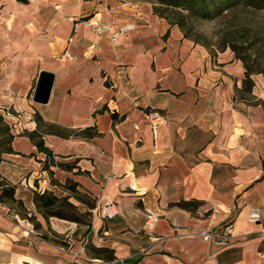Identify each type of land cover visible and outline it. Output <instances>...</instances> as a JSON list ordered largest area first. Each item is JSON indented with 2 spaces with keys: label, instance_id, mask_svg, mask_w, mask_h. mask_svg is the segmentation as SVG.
Segmentation results:
<instances>
[{
  "label": "crops",
  "instance_id": "0c3cea01",
  "mask_svg": "<svg viewBox=\"0 0 264 264\" xmlns=\"http://www.w3.org/2000/svg\"><path fill=\"white\" fill-rule=\"evenodd\" d=\"M126 1L0 0V116L12 135L0 176L25 208L0 203V264H264V77L248 88L231 51L212 55L155 4ZM93 15L135 29L111 42L82 23ZM41 71L54 75L46 104L32 100ZM152 110L168 121L155 140ZM35 191L90 220L45 218ZM105 202L117 211L107 220ZM229 223L225 245L199 234Z\"/></svg>",
  "mask_w": 264,
  "mask_h": 264
},
{
  "label": "rangeland",
  "instance_id": "374dc122",
  "mask_svg": "<svg viewBox=\"0 0 264 264\" xmlns=\"http://www.w3.org/2000/svg\"><path fill=\"white\" fill-rule=\"evenodd\" d=\"M143 1L155 4L159 14L170 23L179 24L181 32L188 39L209 49L212 55L225 50L234 53L230 48L233 47L251 69L264 71V9L253 7V0H226V5H223L225 10H212L206 18L199 13L185 11L190 5L189 0ZM211 1L219 4L224 0H207ZM214 7L217 6L214 5L212 9ZM243 97L248 99L245 94ZM4 140L5 137L1 135L0 152L6 147ZM84 219L86 222L90 220L81 215V220Z\"/></svg>",
  "mask_w": 264,
  "mask_h": 264
},
{
  "label": "trees",
  "instance_id": "16d2710c",
  "mask_svg": "<svg viewBox=\"0 0 264 264\" xmlns=\"http://www.w3.org/2000/svg\"><path fill=\"white\" fill-rule=\"evenodd\" d=\"M18 2H26V0H15ZM226 0L221 1L219 4L214 3L213 1L207 2V0H189V6L185 8V11L191 12V13H199V15L203 18H206L210 15V12L212 10L221 12L224 6L226 5ZM254 4L253 7H257L260 10L264 9V0H253ZM161 3V2H160ZM170 5V4H168ZM216 5L217 7H212ZM224 5V6H223ZM255 5V6H254ZM197 8V9H196ZM195 9V10H194ZM155 12L159 14L156 9ZM162 16L161 14H159ZM163 17V16H162ZM165 18V17H163ZM166 19V18H165ZM177 25L180 29V25L173 23ZM185 36V35H184ZM186 37V36H185ZM231 50L235 53V58L238 59L244 69H245V80L244 84L250 88L252 85V81L250 79V76L253 74H261L264 77V71L263 70H253L250 66L247 65V63L244 61L243 58L239 57L236 54V51L233 47H230ZM233 53V54H234ZM2 133V134H1ZM3 135L5 137V140L3 143L6 144V147L3 151L0 152V162L2 160V156L6 153H9L11 151V141H12V135L10 133L8 125H6L3 121V118L0 116V136ZM36 147L38 150L46 153V155L51 160L50 163H54L51 154L43 147L42 141L36 142ZM42 170H47V166H43ZM75 184L71 185L70 190L72 193L75 194V198L77 200H82L79 193L75 190ZM15 190L14 186H12L6 179L0 176V203L3 205H10L11 207H14L19 215H23L25 212V208L23 206V203L20 200H17L14 196ZM33 203L35 207L42 212L43 216L45 218L47 217H56L58 219L68 220L75 223H83L86 224L85 219L81 220V216H78V214L75 211V207L68 202L67 198H57L53 196L51 193L45 191L43 193L34 192L33 193ZM88 204V203H87ZM92 206V205H89ZM176 206L184 208L189 210L192 206V203L188 202H180L177 203ZM93 208V207H92ZM91 209V208H90ZM88 216L85 214L83 217ZM97 254L103 253V252H109L107 249H95Z\"/></svg>",
  "mask_w": 264,
  "mask_h": 264
},
{
  "label": "built area",
  "instance_id": "2783aa9c",
  "mask_svg": "<svg viewBox=\"0 0 264 264\" xmlns=\"http://www.w3.org/2000/svg\"><path fill=\"white\" fill-rule=\"evenodd\" d=\"M121 4H127L126 0H118ZM82 23L94 31L98 36L107 33L109 35V38L111 42H116L120 37H125L135 29L134 24H125L117 29H112L111 25L107 23H103L98 17L95 15L88 17L82 21ZM68 57V55H67ZM149 124L150 128L153 134V139H156V129L160 125H166L167 124V118L164 113L158 112V111H150L148 114ZM96 212L98 216L103 219H111L113 218L117 211L115 204L112 202H105L104 204L100 205L96 208ZM158 219V216L148 214L146 216V223L150 226H153ZM259 220V210L258 209H251L248 214V221L249 222H257ZM233 232V226L231 223L225 225L220 230H214V229H203L200 231V236L202 237L203 241L205 242H212L218 246L225 245L232 237ZM264 236V230L261 231Z\"/></svg>",
  "mask_w": 264,
  "mask_h": 264
},
{
  "label": "water",
  "instance_id": "95a60500",
  "mask_svg": "<svg viewBox=\"0 0 264 264\" xmlns=\"http://www.w3.org/2000/svg\"><path fill=\"white\" fill-rule=\"evenodd\" d=\"M54 81L52 73L41 71L38 75L32 100L38 104H46L48 102L51 88Z\"/></svg>",
  "mask_w": 264,
  "mask_h": 264
}]
</instances>
